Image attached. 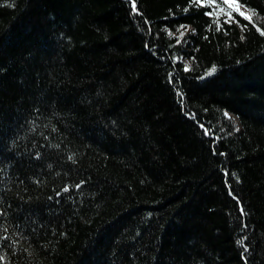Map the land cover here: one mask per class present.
<instances>
[{"label":"trees","instance_id":"16d2710c","mask_svg":"<svg viewBox=\"0 0 264 264\" xmlns=\"http://www.w3.org/2000/svg\"><path fill=\"white\" fill-rule=\"evenodd\" d=\"M0 0V264H264V0Z\"/></svg>","mask_w":264,"mask_h":264},{"label":"rangeland","instance_id":"374dc122","mask_svg":"<svg viewBox=\"0 0 264 264\" xmlns=\"http://www.w3.org/2000/svg\"><path fill=\"white\" fill-rule=\"evenodd\" d=\"M229 4H230L233 8H235L237 11L243 13L245 16L248 17L247 13L244 12V11L242 10L241 7H238V5H237L234 1H231V0H230V1H229Z\"/></svg>","mask_w":264,"mask_h":264}]
</instances>
